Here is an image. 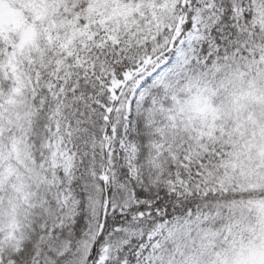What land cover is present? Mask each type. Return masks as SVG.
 I'll use <instances>...</instances> for the list:
<instances>
[{
    "label": "snow or ice",
    "instance_id": "6c2138e0",
    "mask_svg": "<svg viewBox=\"0 0 264 264\" xmlns=\"http://www.w3.org/2000/svg\"><path fill=\"white\" fill-rule=\"evenodd\" d=\"M0 264H264V0H0Z\"/></svg>",
    "mask_w": 264,
    "mask_h": 264
}]
</instances>
